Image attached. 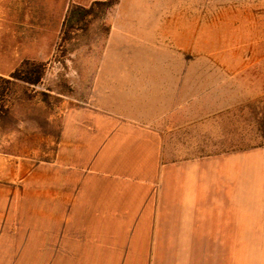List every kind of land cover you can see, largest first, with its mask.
Returning <instances> with one entry per match:
<instances>
[{
    "label": "crops",
    "instance_id": "0c3cea01",
    "mask_svg": "<svg viewBox=\"0 0 264 264\" xmlns=\"http://www.w3.org/2000/svg\"><path fill=\"white\" fill-rule=\"evenodd\" d=\"M136 2L116 6L90 100L45 146L0 150V264H264V140L247 137L264 82L200 88L182 63L116 56L158 41L126 25L152 16Z\"/></svg>",
    "mask_w": 264,
    "mask_h": 264
},
{
    "label": "rangeland",
    "instance_id": "374dc122",
    "mask_svg": "<svg viewBox=\"0 0 264 264\" xmlns=\"http://www.w3.org/2000/svg\"><path fill=\"white\" fill-rule=\"evenodd\" d=\"M92 3L22 0L12 11L1 3L0 77L9 78L24 61L44 62L47 67L38 84L0 80V150L29 152L32 146H45L42 139L58 132L64 112L90 100L102 59L115 56L109 47L111 26L123 20L116 5L88 30H74L62 38L68 9ZM133 8L149 10L152 16L127 18L126 25L151 32L146 35H156L158 41L139 44L136 50L116 49V56L182 63L170 68L198 73L200 88L207 81H227V75L232 82L246 81L249 91L264 82V0H138ZM249 118L254 115H248V142L256 144L257 136L264 140V129L256 130Z\"/></svg>",
    "mask_w": 264,
    "mask_h": 264
},
{
    "label": "trees",
    "instance_id": "16d2710c",
    "mask_svg": "<svg viewBox=\"0 0 264 264\" xmlns=\"http://www.w3.org/2000/svg\"><path fill=\"white\" fill-rule=\"evenodd\" d=\"M120 0H98L94 1L91 6L84 7L81 5H72L66 14L61 29V37L64 38L71 31H86L91 23L99 18L107 9L116 6ZM46 63L24 61L20 67L11 73L9 78L0 77L5 83H16L18 81L28 84H38L43 80Z\"/></svg>",
    "mask_w": 264,
    "mask_h": 264
}]
</instances>
